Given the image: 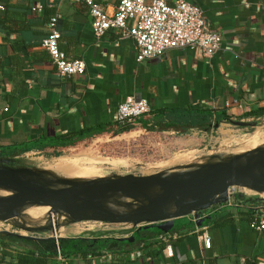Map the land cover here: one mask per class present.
<instances>
[{"label":"crops","instance_id":"obj_1","mask_svg":"<svg viewBox=\"0 0 264 264\" xmlns=\"http://www.w3.org/2000/svg\"><path fill=\"white\" fill-rule=\"evenodd\" d=\"M2 1L8 6L0 14V150L12 151L19 159H58L83 152L104 156L99 153L100 144L136 142L153 131L152 122L154 128H162L161 140L169 143L166 150L194 149L217 137L218 130L229 125L228 117L264 120V0H188L203 9L210 27L222 35V49L205 57L174 48L141 62L136 60L134 40L122 38L118 30L110 28L100 37L94 34L88 6L82 2ZM96 1L109 13L118 3ZM166 1L172 4L175 0ZM55 14L60 15L59 48L70 58L86 62L83 75L60 76L42 45ZM130 95L150 102L148 127L102 133L117 122L118 106ZM191 110L214 117L199 125L188 116ZM217 120L218 128L205 129ZM96 128L98 132L91 134ZM89 131L91 136L86 134ZM257 213L259 205L226 208L202 226L193 225L163 239L111 241L104 250L65 255L57 254L54 246L85 245L73 240L80 236L118 238L131 232L113 233L115 228L94 220L93 224L80 220L57 223L53 228L64 238L61 242L2 236L0 264H28L17 256L29 252L41 260L38 264H264V230L251 225ZM226 214L229 219L224 218ZM82 222L86 227L79 231ZM60 227L67 228V234L59 235ZM76 230L80 234L74 235ZM207 237L210 247L205 244Z\"/></svg>","mask_w":264,"mask_h":264},{"label":"water","instance_id":"obj_2","mask_svg":"<svg viewBox=\"0 0 264 264\" xmlns=\"http://www.w3.org/2000/svg\"><path fill=\"white\" fill-rule=\"evenodd\" d=\"M229 124L240 127L258 126L264 120H243L226 118ZM149 123V126H151ZM220 120L209 123L205 129L218 128ZM245 160L240 163L238 158L218 164H208L195 171L166 173L155 171L147 174H115L107 177L88 179L69 178L66 175L52 170L55 181L59 186H43L34 181L25 180L23 174L41 176L47 167H28L20 164L16 156L0 155V186L12 188L13 193L0 195V222L19 221L17 207L25 203H37L50 206L52 212L68 213L72 219H93L114 224L131 225L128 227L131 234L124 237L104 236L74 238V241L87 242L64 247L61 243L55 247L57 254L82 251L87 249L108 248L111 241L136 243L148 241L150 238L163 239L175 231L191 229L193 225L202 226L211 220L216 212H220L235 205H264V196L248 194L244 187L258 192H264V148L249 151L244 154ZM27 159V158H26ZM37 160V159H30ZM190 162L182 163L178 167L189 166ZM152 186L160 187V193L149 196L148 190ZM244 190H242V189ZM236 189V190H235ZM235 190L234 193L231 191ZM120 194L134 201L127 202L131 208L126 213H114L106 208L103 200ZM139 199H144L145 203ZM234 200V204L230 201ZM173 203L176 209L165 213L163 207ZM18 223V222H17ZM29 225V224H28ZM50 226H28L32 232L53 230L51 235L34 236L22 232L0 230V237L9 236L20 239L41 241L43 239L64 238L55 234L56 230ZM71 241V240H69Z\"/></svg>","mask_w":264,"mask_h":264},{"label":"built area","instance_id":"obj_3","mask_svg":"<svg viewBox=\"0 0 264 264\" xmlns=\"http://www.w3.org/2000/svg\"><path fill=\"white\" fill-rule=\"evenodd\" d=\"M76 1L88 6L93 31L97 37L114 28L120 32L122 38L133 39L138 62L160 56L164 51L174 48H186L205 57H212L222 49V35L210 27L203 9L188 0H175L172 4L166 0H118L113 13L107 12L96 0ZM4 10L5 4L0 0V14ZM59 17V14L51 17L48 23L49 32L42 45L48 50L60 76L83 75L86 62L81 58H70L59 48ZM226 105L229 106L230 103L227 102ZM151 111L150 102L146 98L130 95L118 106V120L123 125L133 126L142 115L150 114ZM235 190L231 192L234 193ZM234 203V200L230 201V204ZM239 207L242 205L229 208ZM251 225L257 231L264 230V205L259 206V213L255 215ZM205 244L207 247L211 246L209 237ZM1 255L0 248V257Z\"/></svg>","mask_w":264,"mask_h":264},{"label":"rangeland","instance_id":"obj_4","mask_svg":"<svg viewBox=\"0 0 264 264\" xmlns=\"http://www.w3.org/2000/svg\"><path fill=\"white\" fill-rule=\"evenodd\" d=\"M138 129V128H137ZM223 130V131H222ZM147 134L143 135V143L138 145H133L136 142H131L125 146L126 151L122 152L124 155H116L121 153L120 150L108 152L110 142H104L100 144L99 153L104 156L93 157L85 152L66 158L58 159H45V160H30L24 159L19 163L23 166L28 167H47L43 170L44 173H41V176H29L26 175L24 178L26 180L37 182L42 179H50V181H55V174L51 172L52 170L61 172V174L66 175L69 178L75 179H88L94 177H107L117 174H147L155 171H164L166 173H176L185 169L186 171L197 170L208 164H218L228 162L229 160L241 155L253 151L256 149L264 148V121L261 122L258 126H246L240 127L233 124H229L227 127L218 130L217 137H215L211 142L206 144H197L196 148L190 149L186 147L175 148L173 150H166L165 146L169 143H165L161 140L163 137L157 132L148 130ZM120 134V133H119ZM104 145L102 148L101 146ZM88 146V145H87ZM113 146V145H112ZM86 148V146H83ZM116 152V154L114 153ZM138 154L144 160L133 159L128 157L130 155ZM77 156V157H76ZM112 156V157H108ZM115 156H127V157H115ZM187 163L189 166L184 168L178 167L182 163ZM178 168V169H177ZM46 174V175H45ZM31 177V178H29ZM43 186L46 183L39 182ZM51 186V185H49ZM246 187H244L245 189ZM242 189V188H241ZM242 189V190H244ZM150 190V189H149ZM148 190V191H149ZM153 190V189H152ZM151 190V191H152ZM5 191V190H4ZM244 191L248 194H256L255 190L246 188ZM1 194V193H0ZM9 191H5L3 195H8ZM2 195V194H1ZM129 200L128 198L123 199L122 201ZM121 201V202H122ZM145 203V202H144ZM107 204V202L105 203ZM33 205H40L37 203H27L22 204L17 207L19 214V221L16 223L2 221V229L6 228L8 230H13L17 232L27 233V234H40V236L51 235L53 230L50 228L45 230V232H32L28 230V226L38 227V226H54L57 223H64L68 221H74L71 219L68 213H55V217L58 221H52L45 225H40V219L37 220L31 216L29 207L32 208ZM27 206V207H26ZM23 207V208H22ZM21 208V209H20ZM20 209V211H19ZM32 209L43 212L39 206H35ZM24 210V211H23ZM22 211V212H21ZM37 213L36 216L41 215L42 213ZM28 217V218H27ZM62 217V218H61ZM80 221H87L90 224H93V220L87 219H76ZM103 222V221H102ZM110 226L113 233H122L128 232V227L131 225L126 224H114L104 222ZM29 224V225H28ZM97 224V223H96ZM86 224L81 223L77 230L85 228ZM104 226V225H103ZM101 226V227H103ZM51 227V228H52ZM65 227V226H64ZM59 229V235L64 236L67 234L65 231H68L67 228ZM66 229V230H65ZM75 231V234H80L79 231ZM64 232V233H63ZM78 232V233H77Z\"/></svg>","mask_w":264,"mask_h":264},{"label":"trees","instance_id":"obj_5","mask_svg":"<svg viewBox=\"0 0 264 264\" xmlns=\"http://www.w3.org/2000/svg\"><path fill=\"white\" fill-rule=\"evenodd\" d=\"M4 4H5V9H7V6H8L7 3H4ZM187 113H188V116H190L191 119H192V117L193 118H196V121H197V123L199 125H203L204 124L203 122L210 121V119H212L214 117L209 112H200V111H196V110H191V111H189ZM149 115L150 114H144V115H142L138 119V122L135 125H133V126L123 125L119 120H117V122L114 125H112L109 128L102 129L101 132L102 133H108V132H110L112 134H119V133H123V132L128 131V130L137 129V128H140V127H146V126L148 127V123L150 121ZM163 115L164 114L162 112V114L160 116H163ZM171 120H174V119H171ZM160 121H163V120H158V122H160ZM166 126H163V127H166ZM150 129L153 130V131H155V132H157V133H159V134H161V129L162 128L156 129L153 126H150ZM93 131H94L93 133H91V131H89L88 133L86 132V134H88L90 136H91V134H96L98 132V128H96ZM89 133H91V134H89ZM142 143H143V138L139 139L133 145H138V144H142ZM88 144H89V142L83 144V146H87ZM125 145H127V144L124 143L123 141H118V142L113 141V142H110V145L108 146V147H110L109 150H108V152L110 150H111V152H113V150L114 151L120 150L121 153H119V154H116V152H114V153L116 155H124V154H122V152L126 151L125 149H126L127 146H125ZM103 146L104 145H102L101 147L102 148H105ZM12 153H13L12 151H8L7 152V151H4V150H0V155L1 156H8V157L15 156ZM62 153H63L62 150L56 152L57 155H60ZM130 156H138V154L130 155ZM115 157H126V156H115ZM22 160H24V159H20V161H22ZM224 218L229 219L230 218V214H226V216H224ZM253 219H254V216L251 217V220H253ZM0 241H1V237H0ZM17 257H18V259H19L20 262H25V263H28V264H34V263L35 264H38V263H41V260L38 257H34V253L33 252H29V254L27 253V255H19L18 254Z\"/></svg>","mask_w":264,"mask_h":264},{"label":"bare ground","instance_id":"obj_6","mask_svg":"<svg viewBox=\"0 0 264 264\" xmlns=\"http://www.w3.org/2000/svg\"><path fill=\"white\" fill-rule=\"evenodd\" d=\"M246 154V153H245ZM235 158H238L239 159V162L240 163H242L244 160H245V158H244V154H241V155H239V156H237V157H235ZM234 159V158H233ZM233 159H231V160H233ZM230 161V160H229ZM178 169V168H177ZM191 171H195V170H191ZM46 175V174H45ZM24 176H25V174H23L22 175V178L23 179H25L24 178ZM29 178H31V177H29ZM27 179V178H26ZM25 179V180H26ZM39 182H43V183H46V187H48L49 185H54V186H59V185H61L60 183H55V182H53V181H50V179H48V181L45 179H42V180H39V181H37L36 183H39ZM153 189V190H152ZM246 189V188H245ZM248 189H250V188H248ZM9 191V194H11V193H13L14 192V190L12 189V188H8V187H4V186H0V193L3 195L4 193H5V191ZM152 190V191H151ZM160 187H158V186H152L151 188H150V190L148 191V193H149V196H154V195H157V194H159L160 193ZM251 190H253V189H251ZM256 192H258V191H256ZM0 194V195H1ZM251 194V193H250ZM257 195H261V196H264V192H258L257 193ZM125 198H128V197H125V196H120V194H117V195H113V196H110L109 198H107V199H105V200H103L102 201V203L104 204V206L106 207V208H108V209H110L111 211H113L114 213H126V212H129V210L131 209V208H128V207H126V204H127V202H133L134 204L136 203V202H138V201H134V200H132V199H129V200H126V201H122L123 199H125ZM139 200H141L142 202H145V200L144 199H139ZM122 201V202H121ZM107 202V204H105ZM25 204H27V203H25ZM35 206H39V207H41L42 209H44V211L43 212H41V211H37V210H34V209H32L33 207H35ZM27 207V206H26ZM23 208V207H22ZM32 208H30L29 207V211H27L28 213H30L31 214V216H33L34 218H36L37 220H39L40 221V225H45V224H48V223H50V222H52V221H58V219L54 216L55 215V213H51L50 214V216H48V213H50V212H52L51 210H50V206H47V205H42V204H40V205H33L32 206ZM21 209V208H20ZM20 209H19V211H20ZM176 209V207H175V205L173 204V203H171V202H169V203H167L164 207H163V211L165 212V213H171V212H173L174 210ZM18 211V210H17ZM24 211V210H23ZM22 212V211H21ZM42 213L41 215H38V216H36V214L37 213ZM70 217V216H69ZM28 218V217H27ZM62 218V217H61ZM76 220V219H75ZM87 220H93V219H87ZM94 221H98V220H94ZM64 226V225H63Z\"/></svg>","mask_w":264,"mask_h":264}]
</instances>
